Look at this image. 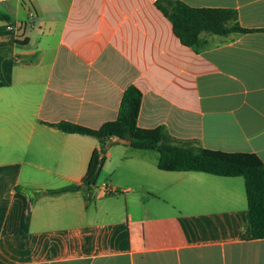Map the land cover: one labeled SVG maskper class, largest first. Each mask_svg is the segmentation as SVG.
I'll list each match as a JSON object with an SVG mask.
<instances>
[{
    "label": "crops",
    "instance_id": "crops-1",
    "mask_svg": "<svg viewBox=\"0 0 264 264\" xmlns=\"http://www.w3.org/2000/svg\"><path fill=\"white\" fill-rule=\"evenodd\" d=\"M155 1L0 0V264H264V239L243 238V180L160 171L124 141L91 193L36 194L80 186L100 148L53 125L100 128L129 86L139 128L264 164V0H173L250 30L197 51Z\"/></svg>",
    "mask_w": 264,
    "mask_h": 264
},
{
    "label": "trees",
    "instance_id": "trees-1",
    "mask_svg": "<svg viewBox=\"0 0 264 264\" xmlns=\"http://www.w3.org/2000/svg\"><path fill=\"white\" fill-rule=\"evenodd\" d=\"M156 9L170 22L180 43L197 51L203 44V35L227 37L230 34L247 33L237 23V14L227 9L191 8L173 0H156ZM9 17L0 12V21ZM264 31V30H262ZM22 45L24 42H18ZM3 84L0 81V87ZM141 94L133 86L123 93L115 120L104 123L96 130L69 123L53 127L66 134H77L96 139L99 150L91 153L85 176L80 186L36 191V194L59 195L79 189L93 190L104 163L107 148L124 141L138 151L158 153L157 168L164 172H195L224 178H242L246 196L249 226L244 239H264V164L254 154L224 153L202 148L196 140H178L169 136L163 127L142 129L137 126Z\"/></svg>",
    "mask_w": 264,
    "mask_h": 264
},
{
    "label": "rangeland",
    "instance_id": "rangeland-1",
    "mask_svg": "<svg viewBox=\"0 0 264 264\" xmlns=\"http://www.w3.org/2000/svg\"><path fill=\"white\" fill-rule=\"evenodd\" d=\"M119 148H122V147H119ZM117 150H120V151H119V153L117 154L116 157H120L122 155V151L121 150H123V149H117ZM135 152H137V154H141V156H147V157L151 158L152 160H155V158H158V153L155 152V151H144V152H142V151H138V150L135 151V150H132V149H126V153L127 154H135ZM240 180H242V178H240ZM89 193H91V191Z\"/></svg>",
    "mask_w": 264,
    "mask_h": 264
},
{
    "label": "built area",
    "instance_id": "built-area-1",
    "mask_svg": "<svg viewBox=\"0 0 264 264\" xmlns=\"http://www.w3.org/2000/svg\"><path fill=\"white\" fill-rule=\"evenodd\" d=\"M16 26L15 25H12V24H6L5 25V30L7 31V32H15L16 31Z\"/></svg>",
    "mask_w": 264,
    "mask_h": 264
}]
</instances>
